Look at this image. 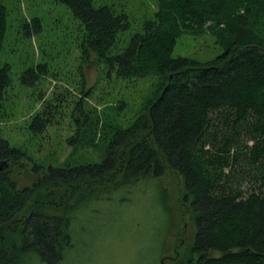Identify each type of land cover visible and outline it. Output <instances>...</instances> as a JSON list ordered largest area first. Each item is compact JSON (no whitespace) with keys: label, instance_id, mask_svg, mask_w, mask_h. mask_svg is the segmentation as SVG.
I'll list each match as a JSON object with an SVG mask.
<instances>
[{"label":"trees","instance_id":"trees-1","mask_svg":"<svg viewBox=\"0 0 264 264\" xmlns=\"http://www.w3.org/2000/svg\"><path fill=\"white\" fill-rule=\"evenodd\" d=\"M57 1L83 24V56L93 54L108 75L154 80L126 125L102 121L82 109L81 99L76 102L80 118L74 119L77 128L68 143L99 145L98 161L43 168L0 136V164H7L0 169V264L34 259L58 264L72 244L73 213L84 202L168 169L183 178L196 230L188 251L181 256L175 251L166 264H264V0H156L152 18L119 50L118 38L131 29L127 14L95 0ZM31 23L39 25L37 19ZM204 29L222 48L219 55L208 61L173 55L182 34ZM6 30L7 9L0 0V49ZM36 68L45 72L42 64ZM35 74L28 68L22 83H34ZM10 82L5 63L0 122ZM61 108L57 101L47 102L27 130L41 134ZM29 164L35 179L19 186L16 175ZM243 172L258 181L257 190L246 195L237 178ZM72 197L76 205L66 209Z\"/></svg>","mask_w":264,"mask_h":264},{"label":"rangeland","instance_id":"rangeland-1","mask_svg":"<svg viewBox=\"0 0 264 264\" xmlns=\"http://www.w3.org/2000/svg\"><path fill=\"white\" fill-rule=\"evenodd\" d=\"M94 2L128 15L131 29L120 35L115 50L122 48L129 34L156 11V0ZM3 3L7 9V30L0 49V66L5 63L10 66L11 82L3 101L0 136L10 145L26 150L43 168L100 160L103 149L99 145L68 143L77 128L74 119L80 118L74 109L76 102L81 99L82 109L97 113L102 121L115 124L119 119V123L126 125L140 109L154 79L108 75L93 54L89 59L83 56L80 48L83 24L64 3L57 0H3ZM33 19L39 21L38 27L31 23ZM221 52L214 35L204 29L182 34L173 55L208 61ZM40 64L45 66L43 73L37 71ZM28 68L35 69L38 77L30 85L21 80V74ZM51 101L61 103L62 108L41 134L33 135L27 124ZM122 104L124 107L118 112ZM211 116L213 123H218L219 116ZM12 168L9 170L16 173L17 168ZM26 168L16 175L19 186L32 185L35 179L29 173L31 165ZM237 178L245 195L257 190L258 181L252 173L243 172ZM190 199L182 176L169 169L160 177L142 178L125 189L100 192L72 212V244L58 264H166L175 251L176 256H181L193 243L196 227L188 206ZM76 201L77 197H72L66 209L76 205ZM30 264L40 263L34 259Z\"/></svg>","mask_w":264,"mask_h":264},{"label":"water","instance_id":"water-1","mask_svg":"<svg viewBox=\"0 0 264 264\" xmlns=\"http://www.w3.org/2000/svg\"><path fill=\"white\" fill-rule=\"evenodd\" d=\"M4 166H7L6 161H3L2 164H0V169H2Z\"/></svg>","mask_w":264,"mask_h":264}]
</instances>
